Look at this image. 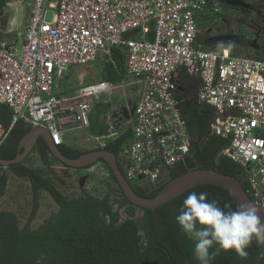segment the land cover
<instances>
[{"label":"built area","instance_id":"built-area-1","mask_svg":"<svg viewBox=\"0 0 264 264\" xmlns=\"http://www.w3.org/2000/svg\"><path fill=\"white\" fill-rule=\"evenodd\" d=\"M26 1L23 31L0 40V104L11 110L12 124L45 129L57 147L67 132L89 131L101 94L132 88L136 99L127 97L120 109L129 110L128 123L121 127L115 113L107 114L104 133L84 141L96 144L87 151L103 150L130 130L120 153L123 176L143 187L189 157L193 130L187 111L206 106L213 115L211 133L228 140L221 155L242 168L246 192L264 215V56L201 45L196 18L208 0ZM111 47L124 53L120 82L54 94L55 79L69 67L108 56ZM4 136L0 128V141Z\"/></svg>","mask_w":264,"mask_h":264},{"label":"trees","instance_id":"trees-1","mask_svg":"<svg viewBox=\"0 0 264 264\" xmlns=\"http://www.w3.org/2000/svg\"><path fill=\"white\" fill-rule=\"evenodd\" d=\"M11 1L0 0V22L6 5ZM149 36L151 38V33ZM233 43L244 47L248 41L243 36H238ZM260 50L259 58H263L264 45ZM124 75V53L119 48L111 47L109 55L102 58V81L115 84ZM194 117L198 123L199 139L205 140L203 150L195 154L201 168H213L220 174L235 177L242 168L221 155L228 140L211 133V109L206 106L196 109ZM203 124L204 128H201ZM0 127L5 133L0 141V159H13L18 153L19 142L26 133L25 124L21 121L12 124L11 110L7 105L0 104ZM89 131L93 136L104 133L103 124L100 120L96 121L93 113L89 116ZM129 136L130 130L103 148L116 157L117 168L122 174L120 153ZM57 148L70 159H76L87 151L66 144ZM36 152L40 166H31V155L18 164L7 167L0 165V197L5 192L9 177L6 170L13 176L28 181L33 192V210L22 226L16 214L0 211V264H200L194 255V243L185 237L176 223L175 218L183 200L192 192H207L208 199L216 200L220 207L227 204L232 210L238 208L224 189L213 185H199L158 208V228L154 235L155 222L151 211L132 205L124 197L104 161L98 162L103 164L115 184L117 199L108 195L98 197L87 192L71 195L61 193L48 176L51 173L48 169L51 165L50 152L42 139H39ZM174 166L181 168L176 176L178 177L189 170L183 169L184 167H193V163L187 158ZM106 185L112 188L109 183ZM129 185L136 195L146 199L155 197L159 192L147 194L146 188L131 182ZM241 185L245 191L248 190L245 181ZM42 191L49 194L57 211L37 227L31 228L30 222L37 209L38 195ZM138 211H141V216L136 218ZM246 251L247 258L238 257L232 250L222 251L212 264H262V252L255 238Z\"/></svg>","mask_w":264,"mask_h":264},{"label":"rangeland","instance_id":"rangeland-1","mask_svg":"<svg viewBox=\"0 0 264 264\" xmlns=\"http://www.w3.org/2000/svg\"><path fill=\"white\" fill-rule=\"evenodd\" d=\"M245 4L254 5L260 3L261 0H241ZM26 0H12L6 5L5 13L0 22V40H11L12 35L17 32L23 31L25 22H27L28 13L26 14V6L28 5ZM30 6V4L28 5ZM256 15L252 13H242L241 9L227 8L223 4L213 3L209 9L198 15L196 21L198 27L202 30L207 28L211 30L212 34L231 33L232 35H238L250 38L254 36L253 30L250 28V24L255 20ZM248 44L244 47L229 43H219L212 48H227L232 55L246 56L259 58L261 50H252ZM102 58L105 56L99 55L94 61L87 65H76L69 67L65 72L61 80L55 79L58 89L54 91L55 95H70L76 92L79 88L89 86L102 81L101 68ZM137 94L133 92L132 88L125 90L116 89L107 94H101L98 101H96L93 116L96 121H102L107 114L115 113L117 115L118 122L121 127H124L128 123L129 110L126 108L127 97L133 102L136 99ZM102 119V120H101ZM93 136L90 131L81 132L74 130L64 134L63 141L65 144H70L79 148L81 151H86L90 148H94L96 144L84 141V139ZM84 141V142H83ZM89 152V151H86ZM52 154H49L51 158ZM32 162L31 166H40L41 162L38 154L33 151L31 154ZM52 171L54 170L57 180H54L55 187L65 195L81 194L83 192L94 194L98 197L108 195L112 199L118 198L115 184L108 176V171L100 162L95 163L92 166L86 167L84 181L82 186L79 185V180L82 177L76 172L65 169L59 163L52 162ZM68 172V173H67ZM8 174V181L3 196L0 198V211H10L17 215L20 226L24 224L31 212L32 205V192L30 191L29 182L25 179H18L12 177L11 173L6 170ZM83 176L82 173H80ZM51 177V175H50ZM106 183L110 184L109 188ZM97 190V192H96ZM116 207V206H115ZM57 211V206L46 193H41L38 200V208L34 220L32 222L33 227L38 226L46 219H48L53 213ZM141 216V211L137 212L136 218Z\"/></svg>","mask_w":264,"mask_h":264},{"label":"water","instance_id":"water-1","mask_svg":"<svg viewBox=\"0 0 264 264\" xmlns=\"http://www.w3.org/2000/svg\"><path fill=\"white\" fill-rule=\"evenodd\" d=\"M223 3L227 6L232 7L242 6L247 8L248 6L247 4L239 0H223ZM220 39L222 38H218L217 40ZM223 39L231 41L232 37L229 36L228 38ZM176 94L178 95V92ZM196 98L197 97L195 96L194 100H196ZM190 121V127L192 128L193 133L192 147L191 152L189 154V158L194 164V167L174 179H171L169 173L165 174L163 176V183H165L164 187H162V189L155 195V197L151 199L140 197L132 191L129 183L126 181L123 174L117 168L116 157L109 151L95 150L86 152L76 159L66 158L58 151V148L51 143L48 132L42 128H25L26 133L21 138L18 145V149L22 150V152L18 153L15 158L10 160L0 159V165L7 167L12 164L20 163L28 155L31 154L39 139H42L44 141L47 149L55 159H57L59 162L63 163L68 167L76 169L86 168L94 165L99 160H102L110 169L124 197L132 205L140 209H146L151 211L155 222L154 235L158 228V208L163 204L167 203L168 201L182 195L187 190L199 185H213L224 189L229 194L232 201L237 205V207L242 204L255 206L249 194L242 188L241 183L244 180V174L242 172H239L235 177H231L220 174L216 172L213 168H201L200 162H198L195 157L196 144L199 142L198 123L195 117L191 118ZM83 181L84 177L81 178L79 182L80 186H82ZM260 214L264 216L261 211ZM261 239H264V236H262ZM258 244L261 249L262 256H264V243L258 242ZM262 264H264V259Z\"/></svg>","mask_w":264,"mask_h":264},{"label":"clouds","instance_id":"clouds-1","mask_svg":"<svg viewBox=\"0 0 264 264\" xmlns=\"http://www.w3.org/2000/svg\"><path fill=\"white\" fill-rule=\"evenodd\" d=\"M176 223L185 237L194 243V255L200 264H212L222 251L232 250L247 258L246 249L255 238L264 243V216L253 205L242 204L235 210L207 192L190 193L182 202ZM264 259V256H261Z\"/></svg>","mask_w":264,"mask_h":264},{"label":"flooded vegetation","instance_id":"flooded-vegetation-1","mask_svg":"<svg viewBox=\"0 0 264 264\" xmlns=\"http://www.w3.org/2000/svg\"><path fill=\"white\" fill-rule=\"evenodd\" d=\"M209 1V5L207 6V8L206 9H209V7H211L210 5L211 4H213L214 2H217V4L219 5V4H223V5H226V4H224L223 3V1L222 0H208ZM239 1H241V0H239ZM242 2V1H241ZM248 6H247V8H245V7H242V6H234V7H232V6H227V8H234V9H241V11H242V13H252V11L254 12V14L256 15V17H255V20L252 22V24H250L249 26H250V28L253 30V32H254V36H251L250 38H248V37H244L247 41H249L250 43H249V45H250V47L252 48V50H254V49H256V50H260L261 49V47H263V45H264V0H261V2L260 3H256V4H254V5H251V4H247ZM229 36H231L232 37V40L231 41H227V40H224L223 38H228ZM237 37H238V35H232L231 33H223V34H212L211 33V30L210 29H207V28H203L202 30L198 27V33H197V36H196V39H197V41L199 42V43H201V45H203L204 47H213V46H215V45H219V43H229V44H234V45H238L237 43H233L235 40H237ZM218 38H222V39H220V40H217ZM239 47H242V46H240V45H238ZM256 47V48H255ZM192 89H193V91L195 92L196 90H197V88H198V82L197 81H195V80H193V81H191V83H190V85H189ZM203 107V106H202ZM202 107H198V108H193V109H190V110H188L189 111V114H188V111H187V114H188V116L190 117V118H193L194 117V112H195V110L196 109H199L200 110V108H202ZM129 117H130V114H129ZM129 119V118H128ZM201 128H204V124L203 125H201ZM38 144H39V140L37 141V143H36V145H35V147H34V149L32 150V152L33 151H35L36 152V149H37V146H38ZM204 144H205V140L204 139H199V142L196 144V150H195V154H196V152H200V151H202L203 150V148H204ZM20 152H22V150H19L18 149V153H20ZM32 152H31V154H32ZM191 152V151H190ZM17 153V154H18ZM37 153V152H36ZM86 153V152H85ZM30 154V155H31ZM38 154V153H37ZM29 156V155H28ZM27 156V157H28ZM64 156V155H63ZM81 156V155H80ZM26 157V158H27ZM65 157V156H64ZM25 158V159H26ZM67 158V157H66ZM189 158V157H188ZM24 159V160H25ZM70 159V158H69ZM190 159V158H189ZM24 160H22L21 162H23ZM49 161L51 162V165L49 166V170L51 171V173H49V178H51L52 180H53V182H54V180H57V176H56V174H55V172H54V170L52 171V162L53 163H59V164H61V166L62 167H64L65 169H69V170H72V171H74V172H76L77 174H79V176L80 177H84L86 174H85V171H86V169L87 168H80V169H76V168H71V167H68V166H66V165H64L63 163H61V162H59L57 159H55L53 156H51V158H49ZM191 161V160H190ZM193 167H194V164H193ZM193 167H190V166H187L186 168L184 167L183 169H192ZM180 171H181V168L180 167H175V166H173L169 171H168V173H169V175H170V177H171V179H174V178H176V176L180 173ZM10 172V171H9ZM11 173V172H10ZM68 173V172H67ZM80 173H82L83 174V176H81V174ZM167 174V173H166ZM11 175H12V177H15V176H13V174L11 173ZM50 175H51V177H50ZM165 175V174H164ZM163 175V176H164ZM181 175V174H180ZM163 176H162V178H161V180L160 181H158L157 183H155V184H153V185H150V184H148V185H146V186H143L144 188H146L147 189V194H152L153 192H156V191H160L161 189H162V187H164V185H165V183H163ZM17 178V177H16ZM9 179V178H8ZM8 179H7V181H8ZM18 179H22V178H18ZM79 182H80V180H79ZM29 187H30V191L32 192V188H31V185H30V183H29ZM41 193H46L45 191H42ZM41 193H39V195L41 194ZM46 194H48V193H46ZM32 195H33V192H32ZM39 195H38V200H39ZM49 195V194H48ZM3 195H1V197H2ZM0 197V198H1ZM51 198V197H50ZM52 199V198H51ZM32 200H33V197H32ZM38 200H37V208H38ZM31 207H32V205H31ZM32 208H31V212H30V215H31V213H32ZM37 210V209H36ZM35 214H36V211H35ZM35 214H34V217H35ZM29 215V216H30ZM17 216V215H16ZM29 216H28V218H29ZM34 217H33V219L31 220V222H30V227L31 228H35V227H37V226H35V227H33V224H32V222H33V220H34ZM27 218V219H28ZM26 219V220H27ZM19 220V219H18ZM26 222V221H25ZM24 222V223H25ZM20 223V222H19Z\"/></svg>","mask_w":264,"mask_h":264},{"label":"crops","instance_id":"crops-1","mask_svg":"<svg viewBox=\"0 0 264 264\" xmlns=\"http://www.w3.org/2000/svg\"><path fill=\"white\" fill-rule=\"evenodd\" d=\"M28 5H29V3H28ZM28 5L26 6V8H27V9H26V14H27V13L29 14V8H30V7H29ZM28 16H29V15H28ZM27 18H28V17H27ZM27 20H28V19H27ZM25 24H26V22H25ZM24 26H25V25H24ZM12 39H13V37H12ZM253 58H254V57H253ZM0 128H1V127H0Z\"/></svg>","mask_w":264,"mask_h":264}]
</instances>
